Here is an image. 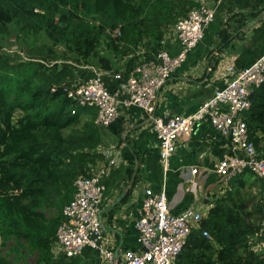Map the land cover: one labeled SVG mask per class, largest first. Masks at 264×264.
<instances>
[{
    "label": "trees",
    "instance_id": "obj_1",
    "mask_svg": "<svg viewBox=\"0 0 264 264\" xmlns=\"http://www.w3.org/2000/svg\"><path fill=\"white\" fill-rule=\"evenodd\" d=\"M196 6L197 0H0V264L51 263L73 182L89 177L104 157L97 109L67 96L75 82L68 58L106 76L125 59L126 79L139 48L146 42L160 48ZM228 30L218 33L219 51L231 43ZM44 41L63 48L62 65L4 50L6 44L34 49ZM243 116L250 141L263 142L264 84ZM122 156L132 162L128 148ZM232 187L214 201L175 264H264L262 192L255 199L235 179Z\"/></svg>",
    "mask_w": 264,
    "mask_h": 264
},
{
    "label": "built area",
    "instance_id": "obj_2",
    "mask_svg": "<svg viewBox=\"0 0 264 264\" xmlns=\"http://www.w3.org/2000/svg\"><path fill=\"white\" fill-rule=\"evenodd\" d=\"M223 1L226 0H197V6L173 25L172 31L180 45L176 56L158 50L150 59H138L126 79L121 73H113L117 82L114 92L106 87L105 73L98 72L90 79L73 82L66 88L67 96L82 107L96 108L95 124L99 127L114 123L122 109L140 108L157 135L158 158L165 171L178 141L200 123L209 122L228 140L230 150V154L216 163L215 173L224 181L251 174L262 182L264 198V157L250 141L243 116L250 108V96L264 84V53L244 68L228 66L224 87L214 91L194 113L174 115L166 120L155 115L161 88L203 39L205 30L214 21L215 7ZM137 55L142 54L138 52ZM114 152L101 150L107 163L93 170L89 177L79 176L73 182L74 196L62 210L64 220L57 229L52 252L74 257L90 247L100 253V264H175L188 237L199 230L204 217L192 208L180 214L171 213L164 189L155 192L146 188L144 191L139 217L134 224L139 250L124 252L118 259L110 249L103 235L100 205L104 188L100 176L116 164L115 159L119 157ZM197 172V168L190 170L191 175ZM190 184L192 188L196 185L192 181ZM202 235L210 239L207 231Z\"/></svg>",
    "mask_w": 264,
    "mask_h": 264
},
{
    "label": "crops",
    "instance_id": "obj_3",
    "mask_svg": "<svg viewBox=\"0 0 264 264\" xmlns=\"http://www.w3.org/2000/svg\"><path fill=\"white\" fill-rule=\"evenodd\" d=\"M228 25L231 43L219 51V45L216 46L219 42L218 33ZM143 45V48H147L152 44L148 45L146 42ZM153 45L150 46L153 48H149L150 53L146 52L151 56L158 50H165L169 55L176 56L180 50L172 29L164 36L160 48ZM142 47L139 48L142 54L139 59L146 54ZM263 53L264 0L223 1L215 7L214 21L205 30L203 39L188 53L183 64L161 88L155 115L166 120L174 115L188 116L194 113L214 91L224 87L225 69L228 66L244 68ZM80 64L76 63L81 67L75 68V81H85L99 72L94 67ZM124 69L115 67L114 71L103 77L110 92H114L117 87V82L110 75L123 74ZM98 128L107 147L106 149L102 145L99 150L103 153L115 151L114 155L118 154L119 157L115 159L116 164L100 176V183L104 188L100 205L103 235L118 259H121L124 252L139 250L134 224L139 217L146 188L155 192L164 189L171 213L180 214L192 208L203 217L217 198L226 196L233 189L234 179L239 185H245V188L258 186L262 192V182L254 176L245 174L224 181L215 173L216 163L230 154V150L228 140L209 122L200 123L193 132L178 141L166 171L159 162L157 135L149 118L140 108L132 106L122 109L114 123ZM255 145L264 157V141ZM114 146L117 148H112ZM125 147L133 156L131 163L122 156ZM113 149L115 150L112 151ZM104 158L106 160L105 155ZM95 168L98 169L99 165ZM191 168L198 169L196 186L193 188L190 184ZM100 263V253L85 247L81 254L74 257H66L59 251H53L50 264Z\"/></svg>",
    "mask_w": 264,
    "mask_h": 264
},
{
    "label": "rangeland",
    "instance_id": "obj_4",
    "mask_svg": "<svg viewBox=\"0 0 264 264\" xmlns=\"http://www.w3.org/2000/svg\"><path fill=\"white\" fill-rule=\"evenodd\" d=\"M12 42V41H11ZM155 46V45H153ZM217 46V44H216ZM18 47H22V49L18 48ZM149 48H153V47H150V45L147 47V48H143L142 47V51L143 53H146V52H149ZM4 50L9 52V53H13L15 56L19 55L21 56L22 58L24 59H35V60H39V61H42V62H46V63H50V64H53V63H58L60 65H62L64 62L62 59H65V54H63V48L62 47H58L56 49H54L50 43L44 41L43 44L40 43L36 48L34 49H27V48H24L23 46L19 45V46H14V45H10V46H7V44L5 45L4 47ZM154 51V50H153ZM156 51V50H155ZM154 51V52H155ZM68 57V56H67ZM69 60H71L72 62V66L73 68H78V67H81V66H78L75 64L74 66V60L73 59H70L68 58ZM76 62V60H75ZM81 63V62H80ZM125 59H120L117 60L115 62V66L116 68L118 69H124L125 68ZM94 67V66H93ZM94 69H97L96 67H94ZM104 147L106 145H104V143L102 144ZM107 149V147H105ZM112 148H117V147H112ZM115 149H113L112 151H114ZM105 162V158L102 156V158L96 162V164H94L92 166V168L94 170H96V166L97 165H101ZM243 177V176H242ZM246 191L250 192L251 193V196L254 197L255 199H259L261 198V188H258V186L252 188V189H249V187H246L245 188ZM261 249H259L260 251H263L264 250V243L260 246ZM33 262V260H32Z\"/></svg>",
    "mask_w": 264,
    "mask_h": 264
},
{
    "label": "bare ground",
    "instance_id": "obj_5",
    "mask_svg": "<svg viewBox=\"0 0 264 264\" xmlns=\"http://www.w3.org/2000/svg\"><path fill=\"white\" fill-rule=\"evenodd\" d=\"M196 175H197V174L192 175V180H191V181H192L193 183H196V181H195V177H196ZM195 186H196V185H195Z\"/></svg>",
    "mask_w": 264,
    "mask_h": 264
}]
</instances>
